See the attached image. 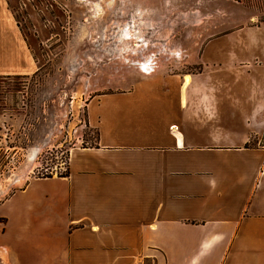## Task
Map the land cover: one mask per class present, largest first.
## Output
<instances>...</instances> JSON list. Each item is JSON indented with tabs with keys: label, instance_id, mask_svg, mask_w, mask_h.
Returning <instances> with one entry per match:
<instances>
[{
	"label": "crops",
	"instance_id": "crops-1",
	"mask_svg": "<svg viewBox=\"0 0 264 264\" xmlns=\"http://www.w3.org/2000/svg\"><path fill=\"white\" fill-rule=\"evenodd\" d=\"M12 1L0 75L31 74ZM192 3L212 6L198 69L92 96L95 142L0 201V264H264V22L235 0Z\"/></svg>",
	"mask_w": 264,
	"mask_h": 264
},
{
	"label": "rangeland",
	"instance_id": "rangeland-1",
	"mask_svg": "<svg viewBox=\"0 0 264 264\" xmlns=\"http://www.w3.org/2000/svg\"><path fill=\"white\" fill-rule=\"evenodd\" d=\"M242 1L264 22V0ZM192 2H11L37 69L0 75V201L30 176L66 174L69 149L95 142L85 121L92 96L145 75L198 69L192 57L212 6Z\"/></svg>",
	"mask_w": 264,
	"mask_h": 264
},
{
	"label": "trees",
	"instance_id": "trees-1",
	"mask_svg": "<svg viewBox=\"0 0 264 264\" xmlns=\"http://www.w3.org/2000/svg\"><path fill=\"white\" fill-rule=\"evenodd\" d=\"M235 1H238V2L243 3V4H245V5H249V4H247L246 2H244V1H242V0H235ZM246 144H249V142L246 143ZM47 176H50V175H47Z\"/></svg>",
	"mask_w": 264,
	"mask_h": 264
},
{
	"label": "bare ground",
	"instance_id": "bare-ground-1",
	"mask_svg": "<svg viewBox=\"0 0 264 264\" xmlns=\"http://www.w3.org/2000/svg\"><path fill=\"white\" fill-rule=\"evenodd\" d=\"M142 68H145V64H143V63H142ZM184 77H185V80H188V75H185Z\"/></svg>",
	"mask_w": 264,
	"mask_h": 264
}]
</instances>
